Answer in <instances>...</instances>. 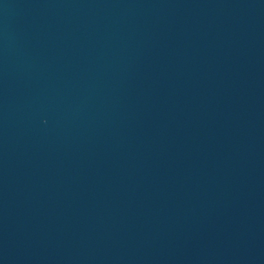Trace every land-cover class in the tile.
Segmentation results:
<instances>
[{"label":"water","instance_id":"1","mask_svg":"<svg viewBox=\"0 0 264 264\" xmlns=\"http://www.w3.org/2000/svg\"><path fill=\"white\" fill-rule=\"evenodd\" d=\"M14 0H0V15Z\"/></svg>","mask_w":264,"mask_h":264}]
</instances>
